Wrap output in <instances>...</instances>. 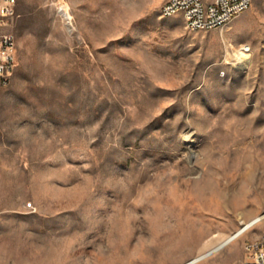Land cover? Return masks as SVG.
<instances>
[{
  "label": "rangeland",
  "instance_id": "1",
  "mask_svg": "<svg viewBox=\"0 0 264 264\" xmlns=\"http://www.w3.org/2000/svg\"><path fill=\"white\" fill-rule=\"evenodd\" d=\"M164 2L17 0L0 264H183L264 214V0L202 31Z\"/></svg>",
  "mask_w": 264,
  "mask_h": 264
},
{
  "label": "built area",
  "instance_id": "2",
  "mask_svg": "<svg viewBox=\"0 0 264 264\" xmlns=\"http://www.w3.org/2000/svg\"><path fill=\"white\" fill-rule=\"evenodd\" d=\"M252 0H165L163 16L181 15L190 31L224 28L248 10ZM18 17L17 0H0V83L7 84L16 67L17 36L12 26ZM246 264H264V233L244 244Z\"/></svg>",
  "mask_w": 264,
  "mask_h": 264
},
{
  "label": "bare ground",
  "instance_id": "3",
  "mask_svg": "<svg viewBox=\"0 0 264 264\" xmlns=\"http://www.w3.org/2000/svg\"><path fill=\"white\" fill-rule=\"evenodd\" d=\"M66 15H68L67 12H65ZM253 168V167H252ZM250 171V170H249ZM264 218V214H259L250 220L243 222L242 226L239 227L236 231L228 235L227 237L223 238L221 241H219L217 244L213 245L209 249L205 250L203 253L198 255L195 258H192L191 260L183 263V264H197L203 259L213 255L214 253L222 250L223 248H226L230 245H235L236 241L239 237H241L247 230L252 228L256 223L261 221Z\"/></svg>",
  "mask_w": 264,
  "mask_h": 264
}]
</instances>
